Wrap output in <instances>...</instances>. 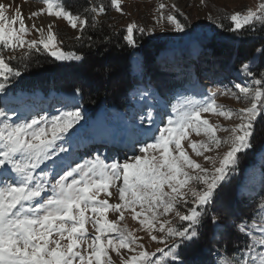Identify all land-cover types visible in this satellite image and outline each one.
<instances>
[{
  "label": "snow or ice",
  "instance_id": "obj_1",
  "mask_svg": "<svg viewBox=\"0 0 264 264\" xmlns=\"http://www.w3.org/2000/svg\"><path fill=\"white\" fill-rule=\"evenodd\" d=\"M42 3L44 7L29 13V20L45 13L62 17L78 31L75 41L89 46L94 41L86 32L101 24L99 17L109 7L123 11L122 0H92L77 12L68 9L64 0ZM166 8L162 2L158 5L157 24L162 28L167 22L173 30L185 31L187 16L175 4L170 11ZM10 9L14 14H7ZM225 18L232 22V32L254 27L257 22L264 25V0L255 8L235 11ZM33 30L38 38L27 39ZM135 31L144 34L155 28L145 29L135 21L127 24L124 39L131 45H135ZM18 48L24 50L19 56ZM33 51L47 52L57 62L85 59L81 53L64 50L54 23L45 28L33 22L28 27L20 7L0 3V93L22 76ZM256 51L264 56V48ZM14 60L23 69L13 66ZM241 71L249 78L246 86L235 84V91L216 89L202 100L173 105L175 118L169 116L166 125L158 129L159 136L151 137L154 142H145L138 149L139 155L134 153L123 161L96 155L66 163L69 154L62 145L65 135L71 136L69 130L74 132V125L83 118L79 108L61 110L50 119L40 116L30 120L20 119L14 109H0V264H117L110 252L116 253L119 264H190L186 252L198 244L201 229L209 221L217 228L220 225L219 217L208 213L209 207H215L217 190L234 170L237 154L253 147L257 120L264 121V71L254 72L249 63H243ZM217 95L231 96L245 106L218 104ZM203 113L237 122L214 125ZM145 119L154 123L153 113L148 111L141 117V123L135 125L137 130L143 129ZM191 132L207 138L192 140L189 146L211 168L192 159L182 145ZM218 132L226 135L219 136ZM222 146H227L222 156L218 151L216 156L205 155ZM49 164V171L42 169ZM101 193L106 197L100 198ZM114 196L119 202L110 203ZM110 210L118 214L116 219L108 218ZM126 211L133 219L143 217L139 219L141 229L162 247L148 250L143 237L121 223ZM255 213V217L234 222L233 227L247 240L237 249L239 256L221 258L219 264H264V201Z\"/></svg>",
  "mask_w": 264,
  "mask_h": 264
},
{
  "label": "rangeland",
  "instance_id": "obj_2",
  "mask_svg": "<svg viewBox=\"0 0 264 264\" xmlns=\"http://www.w3.org/2000/svg\"><path fill=\"white\" fill-rule=\"evenodd\" d=\"M65 1V0H64ZM107 3V0H105ZM260 0H166L167 5L165 11H170L173 4L176 5L188 19L189 26L183 32H178L172 29V26L167 22L163 23V27L156 22L157 8L161 3L160 0H122V12H116L110 8L108 13L114 16L116 21L126 31V25L135 21L137 25L143 26L145 29L155 28L153 32H146L141 34L138 31L134 32V37L144 36L151 42L159 45L161 50L158 59L148 60L143 64V57L136 52L131 58L132 73L138 78L139 86L131 90L128 94L129 106L125 110L107 109L100 111L96 116L92 117L84 108L81 98L76 90L68 92H60L57 94L51 93L47 97L43 96L40 91L26 92L21 91L17 95L13 94L16 90L15 80L8 83L6 92L0 93V109L8 110L14 109L20 119H31L32 117L39 118L40 116H47L49 119L54 115H59L61 110L70 111L74 108H79L82 112V120L74 125L75 131L70 129L71 136L65 135L66 142L62 145L72 157L66 158V163L71 160L81 162L83 159H90L93 156L99 155L102 158L107 157L123 161L125 157H131L134 153L139 155L138 149L144 145L145 142H154L151 137L159 136L158 129L163 128L169 116L175 118L176 113L172 112L173 105L182 104L185 100L196 99L202 100L216 89H233L235 84L247 85L248 77L241 71L242 64L238 69H233L239 63L234 62L231 58L221 59L222 62L231 63L230 68L227 65H212L210 66V59L212 55L207 51L206 45L209 43H223L232 48L242 40V32L244 29L232 32L229 29L233 26L229 19H226V14H231L235 11H243L246 8H255ZM0 3L10 4L13 7H20L21 13L24 16L25 23L28 27L35 22L37 26L47 27L48 24L54 23V31L61 34L65 39L75 38L79 33L72 29L66 20L56 17H50L46 13L43 14L46 18L28 19V15L32 11L44 7L42 0H0ZM7 14H14L11 9ZM102 16V15H101ZM99 17V19L101 18ZM209 16L212 18L209 19ZM178 19L183 21V17L177 14ZM223 24L224 27H220ZM261 26L257 22L254 27L246 28L248 34L255 36V30ZM38 38V34L33 30L28 34L27 39ZM255 38V37H254ZM259 47L257 49H260ZM256 49V50H257ZM255 50L252 57L245 63L252 65L254 72L259 73L264 71V58ZM24 51L17 49V56ZM34 52V51H33ZM47 53V52H45ZM6 54L7 50H6ZM48 54V53H47ZM66 64L68 62H60ZM235 64V65H234ZM188 67L187 71L192 72L193 76H186L185 73L177 74L168 73V71L177 70L178 68ZM145 70V71H144ZM177 78L185 81V87L180 90H173L172 82ZM0 82H3L0 78ZM216 100L218 104H223L226 107L240 108L245 105L242 102L236 101L228 95H217ZM179 110V109H178ZM148 111L153 113L154 123L150 124L146 119L143 121V129L137 130L136 124L141 123V117L145 116ZM11 115V113H9ZM202 116L209 119L211 123L221 126H230L236 123L235 120H225L214 113H203ZM135 117V120L133 118ZM16 120V117H12ZM96 127L94 131L93 128ZM255 133L252 137L253 147L246 149L237 154V164L234 170L228 173L227 179L222 182L221 188L217 190L216 201L220 199V195L226 189V185L231 178L239 177L242 179V186L239 192V200L236 206L238 216L235 221L221 224L219 227H213L214 233L210 234L212 225L210 221L206 228L201 229L207 234L208 244L204 250L206 252L205 259H215V264H219L221 258H232L239 256L238 248H242L246 242L247 237L239 234L233 227L234 222L239 223L243 219L250 216L255 217V209L260 202L264 201V121L257 120ZM123 129L133 131V136L126 134ZM108 130L112 137L116 140H125L126 142L133 140L135 148H115L113 144L103 142V139ZM144 130H147L145 133ZM92 133H95L94 136ZM219 136H224L226 133L218 132ZM86 137H91V146L82 150V154H76L77 149L71 146V140H84ZM139 143H136V140ZM207 138L201 133L197 136L194 132L190 133L189 139L182 141V145L188 152L192 159L197 160L205 167L211 168L212 165L205 162L203 157H198L189 146L190 141H201ZM170 147H172L170 145ZM227 150V146H222L218 150L207 152L205 155L216 156L217 151L222 156ZM74 152V153H73ZM81 152V151H80ZM258 152L256 158H253L252 153ZM151 154V153H150ZM158 155V153H157ZM250 160H252L250 162ZM249 164L248 167L245 166ZM217 166L219 162L217 161ZM45 171H49L52 166H41ZM59 172V169L55 170ZM191 171V170H189ZM120 183V182H117ZM110 191L114 189L110 188ZM167 190V188H166ZM106 194L101 193L100 198H105ZM215 201V202H216ZM110 203H117L118 198L114 196L109 199ZM210 207L208 208L209 211ZM137 207V211H139ZM183 211V209H182ZM116 213L111 210L108 213V218L114 220L117 218ZM212 215V214H209ZM216 215V213H214ZM140 217L139 219H142ZM171 218V217H169ZM258 219V217H256ZM139 219H133L130 211L125 212V218L121 221L122 224H127L130 231L135 235L143 237V243L148 250L154 251L156 247H162L155 241H151L150 237L146 236L141 229ZM90 227V225H89ZM225 231V232H224ZM206 242V243H207ZM125 251V250H122ZM205 252V251H204ZM113 260L119 264V258L115 252H110ZM196 264H199L197 262ZM202 264H204L202 262Z\"/></svg>",
  "mask_w": 264,
  "mask_h": 264
},
{
  "label": "trees",
  "instance_id": "obj_3",
  "mask_svg": "<svg viewBox=\"0 0 264 264\" xmlns=\"http://www.w3.org/2000/svg\"><path fill=\"white\" fill-rule=\"evenodd\" d=\"M92 0H65V6L73 12L82 11ZM107 9L106 13L100 18L101 24L95 29L89 28L87 36H91L94 44L89 46L87 42L77 43L74 38L65 39L59 34V39L63 41L65 51H76L81 53L85 59L83 61H70L66 64L57 62L45 52H31L30 58L26 60L27 69L22 71V76L16 79V90L13 94L21 91L32 92L40 91L47 97L51 93L77 91L84 108L92 117L100 111L107 109L125 110L128 108V94L131 90L139 86L138 78L132 73L131 58L138 52L143 57V64L148 60L158 59L161 50L159 45L144 36L134 37L135 45L129 44L124 36L126 31L111 16ZM242 40L236 48L229 47L223 43H209L206 45L212 58L209 60L210 66L227 65L231 63L222 62L221 59L234 58L238 62L233 69H238L241 63L248 61L255 50L259 47L264 48V25L255 30V36L248 34L247 29L242 32ZM255 37V38H254ZM264 58V56L261 55ZM156 61H152L155 63ZM13 66L23 69V65L18 61H12ZM235 65V64H234ZM188 67L178 68L168 71L175 75L185 73L186 76H193L192 72L187 71ZM231 69V68H230ZM145 71V70H144ZM173 90H180L185 87V81L177 78L172 82ZM264 135V132H263ZM258 152H253L256 158ZM252 160H250L251 162ZM249 164L245 166L248 167ZM242 186V179L239 177L231 178L226 185V189L220 195V199L215 202V207H210L208 213L219 217L221 224L235 221L238 216L236 206L239 200V192ZM212 228L210 234L214 233V224L210 221ZM225 232V231H224ZM207 234L203 232L198 244L188 249L186 257L190 264L192 261L199 264H215L214 258L205 259V246L208 244ZM207 242V243H206ZM205 251V252H204Z\"/></svg>",
  "mask_w": 264,
  "mask_h": 264
},
{
  "label": "bare ground",
  "instance_id": "obj_4",
  "mask_svg": "<svg viewBox=\"0 0 264 264\" xmlns=\"http://www.w3.org/2000/svg\"><path fill=\"white\" fill-rule=\"evenodd\" d=\"M162 3H165L166 2V0H160ZM41 18H46V16L45 15H42L41 16ZM93 130L95 131L96 130V127H94L93 128ZM123 131H125L126 132V134H130V135H132L133 136V131H127V129H123ZM111 133L112 132H110L109 130H108V132L106 133L107 135H105V137H104V139H103V142L105 141V142H107V143H109V144H113V146L115 147V148H126V147H130V148H135L134 147V143H133V140H132V136H131V141L129 142H126L125 140H116V138L115 137H112L111 136ZM94 136L96 135L95 133H92ZM91 139V137H86L84 140H82V141H79L78 139L76 140V141H74V140H71L70 141V143L71 144H73V145H71L73 148H74V150H76L77 149V152H76V154L77 155H79V153H81L82 154V150H84V149H86V148H88V146L90 145L91 146V141L92 140H89V139ZM88 145V146H87ZM82 149V150H81ZM81 151V152H80ZM74 153V152H73ZM70 157H72V153H70V155H69V159H70Z\"/></svg>",
  "mask_w": 264,
  "mask_h": 264
}]
</instances>
